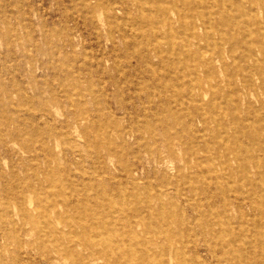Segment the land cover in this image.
<instances>
[{"label":"rangeland","instance_id":"obj_1","mask_svg":"<svg viewBox=\"0 0 264 264\" xmlns=\"http://www.w3.org/2000/svg\"><path fill=\"white\" fill-rule=\"evenodd\" d=\"M256 39L264 0H0V264H264Z\"/></svg>","mask_w":264,"mask_h":264},{"label":"bare ground","instance_id":"obj_2","mask_svg":"<svg viewBox=\"0 0 264 264\" xmlns=\"http://www.w3.org/2000/svg\"><path fill=\"white\" fill-rule=\"evenodd\" d=\"M256 44L258 45L257 47H259L257 51L254 50V49H251V48H249L246 51L247 59L252 60L254 63H256L259 60V56H261V57L264 58V49L262 47L263 46L262 42L260 40L256 39ZM224 55H227L229 58L230 57H233V45L232 44L230 46H228V47H225L224 46V47H222L220 49V51H219V57L222 59V58H224L223 57ZM247 68H249L248 64H247ZM261 83L263 84L262 88H264V80L261 79ZM211 96H212V94H211Z\"/></svg>","mask_w":264,"mask_h":264}]
</instances>
